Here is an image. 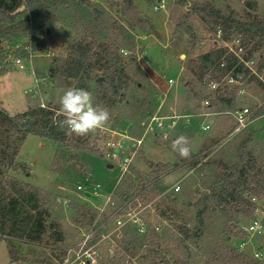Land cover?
I'll use <instances>...</instances> for the list:
<instances>
[{"label":"rangeland","instance_id":"1","mask_svg":"<svg viewBox=\"0 0 264 264\" xmlns=\"http://www.w3.org/2000/svg\"><path fill=\"white\" fill-rule=\"evenodd\" d=\"M90 1L106 7L111 21L128 26L121 14L123 0ZM132 1L140 13L150 18L156 33L134 29L130 31L133 44L128 46L115 30L107 28L100 32L101 40L119 46L128 89L126 103L107 107L94 102L108 109V127L141 137L144 123L163 99L162 92L168 91L162 78L165 76L175 83L167 92L164 111L173 106L179 114L188 115V120L181 121L165 140L146 135L126 171L88 142V148L81 150L28 135L17 157L28 171H11L9 175L46 194L51 216L64 240L57 244L50 241V246L18 243L17 261L12 260L5 242L0 240V264H64L65 257L69 258L68 264H81L76 256L85 237L105 219L99 233L105 238L96 244L101 264H149L151 256L171 263L178 261L174 264H233L223 258L216 260L230 251L255 260L254 250L264 247V194L256 196L250 215L237 213L234 203L225 210L210 206L200 238L195 243H185L188 250L178 243L179 228L195 224V202L211 192L217 175L225 167L237 162V149L244 140H248L245 151L250 152L255 165L264 164V114L254 116L244 130L227 137L236 124L235 111L248 108L253 114L256 105L264 100V89L255 82L239 83L236 109L225 110L219 105L202 104L205 99L213 101L208 84L195 82L192 87L187 83L192 78L187 67L195 53L210 43L205 26L191 8L194 3L211 1L218 7L227 6L239 20L248 21L253 16L264 18V0H165V7L159 10L154 9L158 0L150 4ZM45 26L53 37L51 54L26 47L27 38L14 41L7 48L8 71L0 74V107L10 115L39 104L59 108L58 98L68 89L60 78L50 75L49 69L53 57L64 55L71 42L82 35L83 26L75 25L72 12L64 10L54 19L47 18ZM192 33L196 34L195 45L191 42ZM236 44L237 40L228 46L234 48ZM17 50H25L27 55ZM16 58L21 59L20 65L15 64ZM203 125H209V129L203 130ZM178 135L189 138L191 155L187 162L171 148V141ZM70 137L74 139L75 135ZM191 160L196 162L193 166L189 165ZM246 168V174L253 172ZM85 180V190H77L76 186L85 184ZM93 184H99L97 192L91 189ZM117 210H132L138 221H128L117 229L112 221ZM255 219L263 225L261 233L243 230ZM232 220L246 237H242L241 231H232Z\"/></svg>","mask_w":264,"mask_h":264},{"label":"trees","instance_id":"2","mask_svg":"<svg viewBox=\"0 0 264 264\" xmlns=\"http://www.w3.org/2000/svg\"><path fill=\"white\" fill-rule=\"evenodd\" d=\"M70 1L0 0V74L8 71L7 48L14 41L27 38L26 47L38 49L48 39L46 19H54L64 10L72 12L75 25L83 26V32L71 42L64 55L53 57L50 75L60 78L65 87L84 88L92 92L94 101L104 106L126 103L128 75L118 54L119 46L116 42L110 45L101 40L100 32L111 28L116 31L115 34L118 32L122 42L130 46L134 41L130 31L138 29L156 33L152 21L138 11L132 0H123L124 9L121 14L125 17L127 27L111 21L108 9L100 3L90 0ZM144 1L150 4L154 0ZM21 6L24 8L18 10ZM191 10L205 26V34L210 43L195 53L187 67L192 74L187 83L192 87L195 82L216 83V87L211 90L213 101L209 106L215 104L225 110L236 109L239 83L255 82L264 89V18L253 16L248 21H241L227 6L218 7L211 1L194 3ZM235 40L236 46L230 48L228 44ZM191 42L193 45L197 42L196 34H191ZM17 53L27 55L25 50H17ZM250 61L252 64L247 65ZM58 109L52 105H35L10 115L0 107V240L5 242L13 261L19 259L18 243L50 246V241L51 244H57L64 240L62 231L51 216V209L44 198L46 194L32 184L9 175L11 171H28L26 165L17 160L28 135L81 150L88 148L87 141L77 136L72 139L66 135V129L59 126L58 121L62 117L57 116ZM253 114H264V100L256 105ZM247 142V139L244 140L238 147L237 162L225 167L217 175L211 192L195 202V224L191 228L186 225L179 228L178 243L185 250L189 248L185 243H195L202 235L210 206L225 210L227 205L234 203L237 213L250 215L256 206L251 198L264 194V164L255 165L250 152L245 151ZM188 159H185L186 162ZM195 163L191 160L189 165ZM147 164L152 167L151 162L147 161ZM246 167L253 172L246 174ZM106 222L107 219L97 224L96 237H99ZM230 227L232 231H241L242 237H246L233 220ZM221 258L233 264H260L236 251L227 252L216 261ZM174 263L151 256L149 264Z\"/></svg>","mask_w":264,"mask_h":264},{"label":"built area","instance_id":"3","mask_svg":"<svg viewBox=\"0 0 264 264\" xmlns=\"http://www.w3.org/2000/svg\"><path fill=\"white\" fill-rule=\"evenodd\" d=\"M164 7L165 0H158L156 5L154 6V9L159 10L163 9ZM41 49L48 55L52 53L53 46L49 39H47L42 46L38 47V50ZM15 64L20 65L21 59L16 58ZM246 64H252V61ZM162 78L163 80H165V84L168 87L169 91L175 83L174 79L170 77L167 78L165 76H162ZM229 81L232 82V79H229ZM208 85L211 87V89H214L217 84L214 82H210ZM167 92H162L163 99L157 105L154 112L147 118V121L144 123V134L141 137H135L128 134L127 131H118L114 128L106 126L102 130H98L94 133H90L89 135L80 138L84 139L95 148L101 150L105 157L109 158L123 171H126L132 159V156H134L139 150H141L146 135L152 136L153 139L160 138L162 140H165L175 130V128L180 124L181 121L186 122L188 120V115L179 114L173 106H169L167 112L164 111L163 103L164 101H166ZM202 104L207 107L209 106L210 102L208 99H205ZM39 105L41 107H45L44 104ZM234 119L236 124L227 137H232L244 130L253 121L254 115L248 108H241L235 111ZM202 129L208 130L209 125H203ZM87 183L88 181L85 180V184L77 185V190L84 191ZM99 188V184H93L91 186V189L96 192L99 190ZM175 190L177 191L178 188H175ZM251 200L256 204V196L252 197ZM112 221L114 226L117 229H120L128 221L137 222L138 217L132 210H121V212L117 210ZM138 224L141 225L140 223ZM97 230L98 229H92L83 241L80 254H77L76 256V260H78L81 264H101L98 259L99 256L96 251V244L103 240L105 236L101 234L99 235V237H96ZM243 230L252 233H261L263 230V225L261 221L255 219L251 222V225L249 227H244ZM253 259L257 261H264V247H258L254 250ZM63 263L68 264L69 258L65 257Z\"/></svg>","mask_w":264,"mask_h":264},{"label":"clouds","instance_id":"4","mask_svg":"<svg viewBox=\"0 0 264 264\" xmlns=\"http://www.w3.org/2000/svg\"><path fill=\"white\" fill-rule=\"evenodd\" d=\"M58 104L57 116L62 117L58 124L69 136H87L104 129L110 121L108 109L96 104L93 93L84 88H68L58 98ZM171 148L183 159L191 155L190 141L185 135L176 136Z\"/></svg>","mask_w":264,"mask_h":264},{"label":"water","instance_id":"5","mask_svg":"<svg viewBox=\"0 0 264 264\" xmlns=\"http://www.w3.org/2000/svg\"><path fill=\"white\" fill-rule=\"evenodd\" d=\"M24 8V6H21L18 10H22ZM46 35L48 36V38L52 39V35L50 33V30L47 28L46 29ZM107 167H112V164H107Z\"/></svg>","mask_w":264,"mask_h":264},{"label":"crops","instance_id":"6","mask_svg":"<svg viewBox=\"0 0 264 264\" xmlns=\"http://www.w3.org/2000/svg\"><path fill=\"white\" fill-rule=\"evenodd\" d=\"M146 13V12H145Z\"/></svg>","mask_w":264,"mask_h":264}]
</instances>
